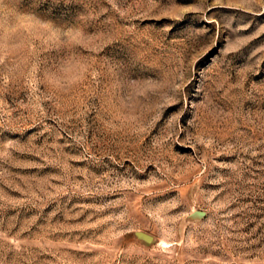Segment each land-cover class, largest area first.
<instances>
[{"label": "rangeland", "instance_id": "obj_1", "mask_svg": "<svg viewBox=\"0 0 264 264\" xmlns=\"http://www.w3.org/2000/svg\"><path fill=\"white\" fill-rule=\"evenodd\" d=\"M0 264H264V0H0Z\"/></svg>", "mask_w": 264, "mask_h": 264}]
</instances>
